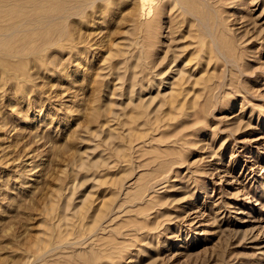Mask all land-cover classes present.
I'll return each mask as SVG.
<instances>
[{
    "label": "rangeland",
    "instance_id": "374dc122",
    "mask_svg": "<svg viewBox=\"0 0 264 264\" xmlns=\"http://www.w3.org/2000/svg\"><path fill=\"white\" fill-rule=\"evenodd\" d=\"M179 1L0 0V264H264V0Z\"/></svg>",
    "mask_w": 264,
    "mask_h": 264
},
{
    "label": "bare ground",
    "instance_id": "6f19581e",
    "mask_svg": "<svg viewBox=\"0 0 264 264\" xmlns=\"http://www.w3.org/2000/svg\"><path fill=\"white\" fill-rule=\"evenodd\" d=\"M170 3H180L179 0H167ZM147 2H149V5L147 6ZM141 7V16H145L146 20H140V25H146L148 24L153 18H159L161 14H163V11L157 10L159 9L160 4L162 3V0H140ZM178 56V55H177ZM178 58V57H177ZM176 59V58H174ZM185 59V58H184ZM183 59V60H184ZM177 60V59H176ZM179 60V59H178ZM186 60V59H185ZM187 61V60H186ZM183 63V62H182ZM181 64V63H180ZM263 248V247H262Z\"/></svg>",
    "mask_w": 264,
    "mask_h": 264
}]
</instances>
